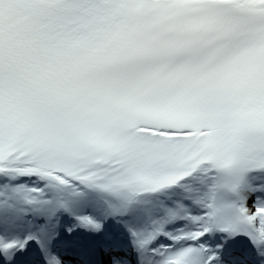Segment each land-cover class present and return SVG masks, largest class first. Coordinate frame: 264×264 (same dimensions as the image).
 Masks as SVG:
<instances>
[{
	"label": "snow or ice",
	"instance_id": "1",
	"mask_svg": "<svg viewBox=\"0 0 264 264\" xmlns=\"http://www.w3.org/2000/svg\"><path fill=\"white\" fill-rule=\"evenodd\" d=\"M0 264H264V0H0Z\"/></svg>",
	"mask_w": 264,
	"mask_h": 264
}]
</instances>
